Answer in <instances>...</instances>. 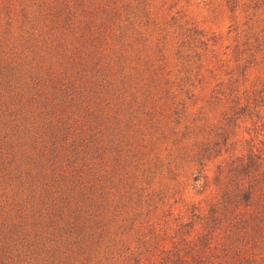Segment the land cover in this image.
I'll return each mask as SVG.
<instances>
[{"label": "rangeland", "instance_id": "1", "mask_svg": "<svg viewBox=\"0 0 264 264\" xmlns=\"http://www.w3.org/2000/svg\"><path fill=\"white\" fill-rule=\"evenodd\" d=\"M0 264H264V0H0Z\"/></svg>", "mask_w": 264, "mask_h": 264}]
</instances>
